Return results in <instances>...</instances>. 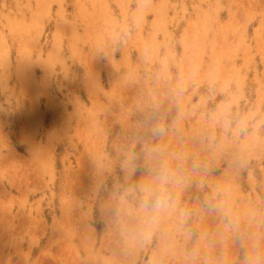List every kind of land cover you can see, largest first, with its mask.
Returning a JSON list of instances; mask_svg holds the SVG:
<instances>
[{"label":"rangeland","instance_id":"1","mask_svg":"<svg viewBox=\"0 0 264 264\" xmlns=\"http://www.w3.org/2000/svg\"><path fill=\"white\" fill-rule=\"evenodd\" d=\"M224 2L236 7L225 22L208 13L186 23L187 8L179 16L176 0H0V101L24 102L34 128L30 146L47 126L43 112L51 113L48 119L64 107L83 114L76 129L69 115H59L65 123L54 148L38 142L44 151L16 153L17 160L7 155L11 167L1 172L9 190L0 187V208L9 195L16 199L9 212L17 220L28 214L33 229L38 219L45 222L43 232L30 238L20 233L23 253L17 249L16 264H102L112 258L110 264H125L128 255L136 264H264V0ZM130 22L146 39L142 45L130 44L136 40ZM250 24L256 48L247 44L240 56ZM140 53L139 66L120 65L123 55L137 61ZM252 69L251 81L260 85L254 99L246 96ZM200 85H208V95ZM54 90L64 100L54 107L57 114L41 108ZM164 93L175 99H162ZM218 94L230 99L218 103ZM29 96L41 100L40 111H32ZM164 101L174 103L167 119L159 110ZM165 127L179 134H161ZM216 129L233 133L229 140L223 135V160L240 167L218 185L228 198L210 220L209 201L199 192ZM243 169L256 172L248 183ZM10 171L16 176L8 180ZM175 181L177 192H169L167 183ZM153 215L159 227L150 221ZM199 237L202 247L194 252ZM159 246L161 263L153 257Z\"/></svg>","mask_w":264,"mask_h":264},{"label":"crops","instance_id":"2","mask_svg":"<svg viewBox=\"0 0 264 264\" xmlns=\"http://www.w3.org/2000/svg\"><path fill=\"white\" fill-rule=\"evenodd\" d=\"M194 1L195 2H193L192 0H176L177 2L176 8L180 10L179 12L180 14L184 12V6L185 8H187L188 12L185 14L186 23L190 21H197L199 17L202 18L204 15L208 13V11H210V13L215 17L217 15L221 21L227 20L231 9L236 8V7H231L229 3L224 2V0H219V1L210 0L209 2H205L204 4H200L197 0H194ZM194 5H197V7H194ZM240 11L241 10H239V12ZM197 13H199L200 16H198ZM251 27L253 28L254 26H251V24L249 25L248 30H247V36L243 38L248 39V43H245V46L247 44H251L256 48L257 40L255 39V37L252 36ZM238 40H240V38L235 40V44L238 43ZM245 46L244 48L240 46L238 48L239 50H243V49L245 50ZM124 47H125L124 44L120 46V48L123 50L122 52L125 51ZM244 50L239 52L240 56H243L245 54ZM251 52L253 53L254 50H252ZM260 55L261 53L260 54L255 53L256 57ZM258 70L260 71L261 68H258ZM263 71H264V68H263ZM248 77L249 78L247 79L246 96L248 98L251 97V99H254L257 97V94H258L257 89L260 87V85H258L256 81H251V78L255 77L254 69L250 71V73L248 74ZM263 83H264V79H263ZM171 84H173L172 87L178 86L177 81L171 82ZM180 86L186 87L187 85L181 84ZM200 87L205 89L204 93L208 95L207 93L208 85H200L199 88ZM249 94L250 96H248ZM218 96L220 99L218 100V103L222 101L227 103V101L230 99V97L227 94H218ZM15 98L16 97L11 98V103H13L14 106H11L13 114L10 115L11 120L14 122L13 124L15 128L13 129V132L9 131L7 127L2 131L0 130V171L1 169H7L9 171V167H11V164L9 163V159L7 158V155L13 152H16L17 154L21 156L26 155L24 153L26 152V146L21 142V137L23 133L21 129H22V123L25 120V110H23L24 108L22 107L20 102L17 103L14 101ZM161 98L164 100L166 99L174 100L175 99L174 96L165 98L164 95H161ZM163 104L164 105L166 104L165 106H162L163 108L166 109V113L164 115L165 119L170 118L171 110L173 109L172 105L174 103L172 101L170 102L164 101ZM216 109L217 108H214V110ZM232 109H234V107H232ZM235 112H236L235 110H232L231 114L233 115ZM164 130L165 131L161 134H166V135H178L179 134L175 131V129H173V127H170V128L165 127ZM5 132H8V137L10 138V142L7 143V145L4 144L3 142V139L5 138L4 136ZM223 135L227 137V140H229V138L233 136V133L231 135V133H229L228 131L223 133L220 129H216L214 136L216 137L217 142H212V146H213L212 149H208L211 147V144L207 139L205 140V144L208 149L207 150L208 158L206 160L205 173L203 174L205 175L203 178V182L199 181L203 183V189L199 193H202L203 200H206L207 198L209 201L210 206L205 205V210L210 220H213L212 217L218 216V214L222 211V209L225 208L224 203L222 201L225 198H228V197L223 196V192L218 189V185L220 183L228 182L229 181L228 174L230 173V171H235L234 167H240L239 163H234L233 161H229V160H223L224 158ZM13 147L15 151H13ZM219 151L223 152L222 158H221V155L218 154ZM212 152H215L216 154L213 155ZM251 174L255 176L256 172L254 170H252V173L249 170L248 171H246L245 169L241 170L240 175L243 178L242 182L248 183V181L251 178ZM15 176H16V172L10 171V174H8V180L11 179L12 177L15 178ZM260 176H262V173L260 174ZM178 183L179 181H175V185H174L173 182H168L167 189L169 190V192L174 193L175 191L176 193L177 192L176 185ZM16 216L17 214L15 213V211L12 214L10 213L8 214V213H5L3 208H0V247L2 246V249H4V251L1 252L2 255L0 256V264H16L15 257L17 255V249L23 246V245H19L20 244L19 237L22 231L28 233V234H25V239L30 238L31 232L41 231L40 228L33 229L30 227L31 224L29 225V222H31V219L28 217V214L26 213L19 214L21 218L18 220L16 219ZM4 217H8V218L6 219ZM11 217L13 218V221H11ZM209 231H217V229H210ZM16 242H19L17 246H16Z\"/></svg>","mask_w":264,"mask_h":264},{"label":"bare ground","instance_id":"3","mask_svg":"<svg viewBox=\"0 0 264 264\" xmlns=\"http://www.w3.org/2000/svg\"><path fill=\"white\" fill-rule=\"evenodd\" d=\"M164 1V0H163ZM144 2V1H143ZM142 2V6H143V3ZM175 8V7H174ZM140 12V14H142L141 13V11H139ZM208 13H210V11H208ZM207 13V14H208ZM139 14V13H138ZM206 14V15H207ZM174 15V14H173ZM197 15L198 16H200V14L199 13H197ZM179 16H181V14L179 13ZM119 19L120 20H122L123 18H121V16L119 17ZM185 20V19H184ZM152 22V21H151ZM129 25H130V28H131V31H130V33H131V38H134V39H136V40H131L130 41V44H134L135 46L137 45V46H139V45H142L143 43V41L144 40H146V39H143V38H141V39H139V37H140V35H141V33H140V31H139V27H137V25L134 23V22H130L129 23ZM204 34V33H203ZM79 38L78 37H73V40H78ZM138 39V40H137ZM127 40H129V37H126L125 38V40L124 41H127ZM59 41H60V39H57V41H56V43H55V46H54V49L56 50V49H58V47H59ZM116 47H117V45H116ZM4 48H5V52H6V57L9 59L10 58V51H9V49H8V46H6V44H4ZM245 48H246V46H245ZM246 53V52H245ZM247 54V53H246ZM153 56H155V55H153ZM128 57L130 58V60H131V65H130V63L128 62ZM141 57H142V55H141V53L139 54V56H138V60L137 61H134L133 60V58L132 57H130V56H127L126 54L125 55H123L122 56V61H121V63H120V65L122 66V65H125L127 68H128V66H133L132 68H134V67H137V66H139L140 65V63H141ZM111 59H112V57H111ZM90 61V60H89ZM124 61H125V63H124ZM78 63V62H77ZM129 64V65H128ZM97 69V68H96ZM95 68H94V72H93V78H94V73H95V70H96ZM130 69H131V67H130ZM244 82H245V80H244ZM164 95V97L165 98H167L168 97V94L167 93H164L163 94ZM30 97V96H29ZM30 99H31V101H32V103H33V108H32V111H40L41 110V108H43V110L44 111H51V112H53V113H55V114H57L58 112L55 110V106H60V105H62V103H63V99L58 95V91L57 90H54L53 92H51V95L48 97V100H47V103L45 104L44 102H41L42 104H41V108H40V106H39V103H40V99H39V102L38 103H36V101L32 98V97H30ZM14 101L15 102H17V103H21V105H22V107H24V102L23 101H21V99L20 98H15L14 99ZM1 103H0V107H2L3 109L4 108H6V111H3V112H0V130L2 131V130H4L6 127L8 128V130L9 131H11V132H13V129L15 128L14 127V122L11 120V118H10V115H12L13 114V111L11 110L12 108H8V104H10V106H14V104L13 103H11V101H9V99H7V102H8V104L6 105L5 103H4V101H0ZM49 108H51V110H48ZM58 109V108H57ZM65 110V107L63 108V110L61 109L60 111H59V115L60 114H65L66 115V119L68 118V115H69V118H70V120L68 121L69 123H70V126L71 127H74L75 129L78 127L77 125H78V123H76V121H78L79 119L81 120V117H82V115L83 114H79V110L77 109V110H75L74 108L71 110V111H68V108H67V112L66 111H64ZM159 110L160 111H162L163 113H164V115H165V113H166V109L165 108H163L162 106H160L159 107ZM4 114H8V115H4ZM48 114L49 115H51V113H48V112H43L42 113V122H43V126L46 124L47 126L49 125L50 126V128H48L47 126H45V131L44 130H42V131H40L41 133L43 132V134H39V136L41 137V141L39 140L38 142H40V143H43V142H45L46 143V147H49V145L51 144V148H54L55 146H57V143H55V142H52V141H54V138L57 136V135H59L60 133H61V130L63 129V127H64V125H62L63 123H65V122H61L62 120H63V118L62 117H60L59 115L57 116V115H55V116H50V118L48 119L47 117H48ZM30 120H31V114H27L26 115V117H25V120H24V122L22 123V137H21V142L26 146V152L28 153L30 150H41V151H44V150H42L41 149V146L38 144V142L37 143H34V145H32V146H30L31 145V141H32V143L35 141L33 138H30V136H31V134L34 132V128L31 126V124H30ZM68 126V125H67ZM70 134H71V132H70ZM72 135V134H71ZM4 136H5V138L3 139V142H4V144H6L7 145V143H9L10 142V138L8 137V132H6V133H4ZM31 140V141H30ZM73 141H75V140H73ZM75 144H76V146L78 145V143H77V141L75 142ZM13 151H15L14 150V147H13ZM86 151H88V153H90L91 152V150L90 149H86ZM37 153V152H36ZM13 157V158H15L16 160L18 159V157H16V152H13V153H11V154H9V157ZM26 156V155H25ZM20 158V157H19ZM23 160H24V162L26 163V164H28V163H30V161H28L26 158H22ZM16 160H13V161H16ZM82 168V167H81ZM147 180V179H146ZM141 182H144V184H143V186L145 185V182L146 181H144V179H143V177L141 178V181H140V183ZM59 184V180L57 179L56 180V185H58ZM4 187V188H6L7 189V192H8V188H7V186H6V184H5V175L0 171V187ZM44 187H45V185H44ZM30 188H31V185H30ZM29 188V189H30ZM25 192V191H24ZM24 195H25V193H23ZM48 194V198H51L52 197V195H51V192H47L46 193V195ZM55 197L57 196V190H56V188H55ZM62 195V194H61ZM8 198H6V200H2V207L6 210V212L9 214H12V212H9V206H10V204H11V201H12V203L13 202H15V200L16 199H13V198H11L9 195L7 196ZM25 197V200L27 199V196H24ZM23 197V198H24ZM59 198H63L64 200H66V196L65 195H63L62 197L59 195ZM42 198H40V200H41ZM55 199V198H54ZM179 199V197H177V200ZM64 204H65V207H64ZM64 204L62 203V207H63V210H64V212H65V209H66V203H65V201H64ZM50 210H54V209H50ZM141 213H142V215H144V214H146V213H148L147 211H140ZM51 215H55V220H57V218L56 217H58V215L53 211V213L51 212L50 213ZM153 218H152V220L150 219V221L153 223V225H154V227H159V224L157 223V221L158 220H156V218H155V215H153L152 216ZM4 218H8V217H4ZM11 221H13V218L11 217ZM38 221L39 222H35V224H36V227H38L37 229H41V231L43 232V229H44V226H45V222H43V221H41V219H38ZM55 226H56V228H55ZM153 227V226H152ZM93 229V228H92ZM53 230H54V232H55V235H57V236H60V233H61V231L62 230H59L58 229V225H57V223H55V225H54V228H53ZM93 230H95V229H93ZM25 233L26 232H24V231H22V234H21V236H24L25 235ZM163 236H164V234H163ZM201 238L202 237H199L195 242H194V244H192L191 245V247H194L193 248V251L195 252V251H197L200 247H202L201 245L202 244H200V243H202V240H201ZM19 244V242H16V246ZM15 246V247H16ZM162 248H163V246L162 247H160V249L158 250V251H154L153 252V257L159 262V263H161V258H162V256L161 257H158V255H161V250H162ZM19 250H20V252H21V249H20V247L18 248ZM2 251H4V249H2V246L0 247V256L2 255ZM21 253H23V252H21ZM23 256V254H21L20 255V257H22ZM134 256L133 255H128L126 258H125V261H126V263L125 264H136L135 263V259L133 258ZM115 259L114 258H112V259H106V260H104L103 261V263L102 264H110V262H113ZM25 261V259H23V262Z\"/></svg>","mask_w":264,"mask_h":264}]
</instances>
